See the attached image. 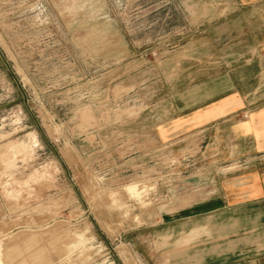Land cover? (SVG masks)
<instances>
[{
	"label": "rangeland",
	"instance_id": "1",
	"mask_svg": "<svg viewBox=\"0 0 264 264\" xmlns=\"http://www.w3.org/2000/svg\"><path fill=\"white\" fill-rule=\"evenodd\" d=\"M249 1L0 0V264H224L264 153L195 113L228 81L264 103Z\"/></svg>",
	"mask_w": 264,
	"mask_h": 264
},
{
	"label": "crops",
	"instance_id": "2",
	"mask_svg": "<svg viewBox=\"0 0 264 264\" xmlns=\"http://www.w3.org/2000/svg\"><path fill=\"white\" fill-rule=\"evenodd\" d=\"M249 5L255 7L264 17V0H250ZM219 82H215V86ZM225 90L215 95L229 92V95L218 98L214 102L200 108L196 115L199 126H211L216 121L229 122V135L235 139L247 141L249 149L255 153H264V103L253 106L252 98L242 97L233 90L232 82H225ZM214 95V96H215ZM244 115L245 117H242ZM247 179V188L232 185V190L224 193L222 204L227 208L230 217L235 216L237 223L225 227L223 224L212 234L217 239L207 246L208 257L214 262L238 260L241 264H264V173L251 171ZM240 187V188H238ZM231 207V208H230ZM223 213L205 215L204 219H220ZM241 218V219H240ZM218 220L216 222H218Z\"/></svg>",
	"mask_w": 264,
	"mask_h": 264
}]
</instances>
